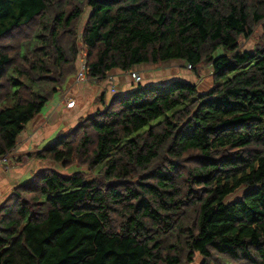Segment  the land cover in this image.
<instances>
[{
    "label": "trees",
    "instance_id": "obj_1",
    "mask_svg": "<svg viewBox=\"0 0 264 264\" xmlns=\"http://www.w3.org/2000/svg\"><path fill=\"white\" fill-rule=\"evenodd\" d=\"M87 8L88 77L180 60L210 65L213 85L102 94L30 154L86 170L13 187L0 264H264V43L240 45L264 0H0V158L77 73Z\"/></svg>",
    "mask_w": 264,
    "mask_h": 264
},
{
    "label": "rangeland",
    "instance_id": "obj_2",
    "mask_svg": "<svg viewBox=\"0 0 264 264\" xmlns=\"http://www.w3.org/2000/svg\"><path fill=\"white\" fill-rule=\"evenodd\" d=\"M88 12L89 9L87 8L78 26L79 35L76 44L77 73L59 89L57 94L45 105L42 111L26 125L24 131L17 138L15 148L6 155L7 161L0 163V173L4 171L2 173L6 175L5 180L0 182V186L3 185L0 188V203L10 194L16 184L24 182L33 173L42 168H54L63 174H71L78 169L86 170V167L79 166L77 163H73L67 167H61V164H56L50 160L37 159L31 157L30 154L52 142L58 134L67 133L82 117L93 114L97 109L103 108V104L100 103V96L102 94L105 95V99L108 101L118 90L116 83V78L119 76L118 73H120L118 70L111 71L107 75L108 77L106 76L105 79L99 81L98 79L95 81L91 78L88 79L86 76L84 80L77 81L79 72L81 71V60L85 59L86 56V49L82 44L80 31L82 30ZM261 40L264 43V21L256 27L247 39L240 40V45L243 50H249ZM137 68L143 75L150 72L149 75L153 74L157 77L150 78L152 79L151 82L149 81L150 83L158 79H170L171 82H190L195 83L200 91H207L213 85L212 68L206 64H202L197 72L188 69L185 62L180 60H170L155 65L140 64ZM130 72L131 70L127 73L129 74ZM90 81L100 83H98V86L88 85L82 88L77 87L80 84ZM133 83L136 85L137 82L134 81ZM71 103L73 105L69 106L68 104ZM77 109L78 111L76 112ZM17 168H23L21 171L25 170V172L20 174L16 170ZM2 177V174H0V180L3 179ZM6 181L7 184L4 185ZM246 189V187H241L238 191L228 196L227 200L230 201L239 198ZM202 260L203 258L196 253L193 261L189 264H201Z\"/></svg>",
    "mask_w": 264,
    "mask_h": 264
},
{
    "label": "crops",
    "instance_id": "obj_3",
    "mask_svg": "<svg viewBox=\"0 0 264 264\" xmlns=\"http://www.w3.org/2000/svg\"><path fill=\"white\" fill-rule=\"evenodd\" d=\"M177 61H179V60H177ZM139 69L137 68V66H135V67H133L132 69H131V71H136V72H138L139 74H140V82H137L136 83V85H134L135 83H133L134 81H133V79L131 80V72L128 74L127 72L128 71H126V72H123V71H119L120 73H118L119 74V76L116 78V83H117V86H118V90L116 91V94L115 95H120V94H126V93H129V92H131V91H133L135 88H137V86L138 85H142V86H146V85H164V84H168V83H170L171 81H170V79H166V80H163V79H158V80H155V82H153V83H150L151 82V80L152 79H150V78H157L155 75H153V74H151V75H149V73H147V74H145V75H143L141 72H139L138 71ZM160 72V71H159ZM105 79V78H104ZM172 79V78H171ZM95 81V80H94ZM94 81H90V82H87V83H83V84H80V85H78L77 87L78 88H82L83 86H88V85H96V86H98V83H100V82H94ZM99 81V80H98ZM150 81V82H149ZM161 81V82H160ZM163 82V83H162ZM165 82V83H164ZM81 90V89H80ZM78 111V109L76 110V112ZM23 168H17L16 170L18 171V172H20V174H22V173H24L25 172V170L24 171H21ZM2 172H4V171H1V173L0 174H2V180H0V182L1 181H4L5 180V178H6V175L5 174H3ZM22 177V176H21ZM5 184H7V181L6 182H4V185ZM1 187H3V185L2 186H0V188ZM0 193H1V191H0ZM0 197H1V194H0Z\"/></svg>",
    "mask_w": 264,
    "mask_h": 264
},
{
    "label": "built area",
    "instance_id": "obj_4",
    "mask_svg": "<svg viewBox=\"0 0 264 264\" xmlns=\"http://www.w3.org/2000/svg\"><path fill=\"white\" fill-rule=\"evenodd\" d=\"M85 55H86V51H85ZM81 71L79 72V76H78V78H77V81H82V80H84L85 79V76L88 78V79H90V77H88L87 76V68H86V66H85V59H82L81 60ZM187 68L188 69H191V65L190 64H188L187 65ZM131 78L133 79V81H135V82H139L140 81V75H139V73L138 72H136V71H131ZM108 77V76H107ZM91 79H93V80H97L96 78H91ZM110 79H112L111 77H110ZM69 106H72L73 105V103H71V104H68ZM7 155V154H6ZM6 155H4L2 158H0V163L1 162H6L7 161V158H6Z\"/></svg>",
    "mask_w": 264,
    "mask_h": 264
}]
</instances>
